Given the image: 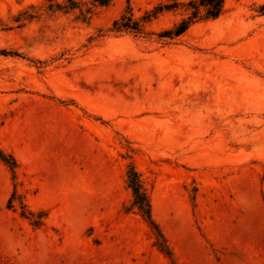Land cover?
Segmentation results:
<instances>
[{"label":"rangeland","instance_id":"374dc122","mask_svg":"<svg viewBox=\"0 0 264 264\" xmlns=\"http://www.w3.org/2000/svg\"><path fill=\"white\" fill-rule=\"evenodd\" d=\"M190 1L0 0V264H264V0Z\"/></svg>","mask_w":264,"mask_h":264},{"label":"trees","instance_id":"16d2710c","mask_svg":"<svg viewBox=\"0 0 264 264\" xmlns=\"http://www.w3.org/2000/svg\"><path fill=\"white\" fill-rule=\"evenodd\" d=\"M225 0H200L199 2L194 0L189 2V6L194 10L192 13V17L189 18V21H183L175 31V36H179L186 32L188 28L191 26L192 19H196L201 9H203L206 12V17L209 19H217L221 13L224 6ZM123 27H128V25H124ZM136 29V28H134ZM172 34V35H174ZM0 159L5 160V156L0 151ZM140 197V195H139ZM142 198V197H140Z\"/></svg>","mask_w":264,"mask_h":264}]
</instances>
